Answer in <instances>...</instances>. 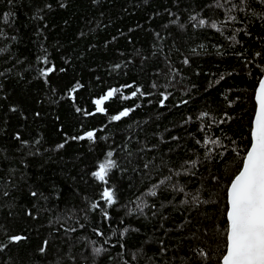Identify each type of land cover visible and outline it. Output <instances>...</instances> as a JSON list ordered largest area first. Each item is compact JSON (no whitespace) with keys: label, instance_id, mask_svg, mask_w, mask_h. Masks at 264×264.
<instances>
[{"label":"trees","instance_id":"trees-1","mask_svg":"<svg viewBox=\"0 0 264 264\" xmlns=\"http://www.w3.org/2000/svg\"><path fill=\"white\" fill-rule=\"evenodd\" d=\"M263 75L264 0H0V264H220Z\"/></svg>","mask_w":264,"mask_h":264},{"label":"snow or ice","instance_id":"snow-or-ice-1","mask_svg":"<svg viewBox=\"0 0 264 264\" xmlns=\"http://www.w3.org/2000/svg\"><path fill=\"white\" fill-rule=\"evenodd\" d=\"M217 6L223 7L221 4ZM192 19L195 20L196 17H192ZM229 19L235 20V17H229ZM206 23L207 21L203 19L199 21L201 26ZM211 27L217 28V24L213 22ZM257 55L260 54L257 53ZM53 70V68H48L42 75H47ZM120 91L118 88H111L106 94L95 99V111L105 113V102ZM138 92H140L139 88L132 92L131 96H136ZM122 98L125 100L130 99L129 96H123ZM164 99H167V97L165 96ZM255 101L256 109L251 128L250 147L247 148L246 155L243 157L242 167L227 187V227L224 230L225 244L220 264H264V76L259 79L258 86L255 89ZM160 103L163 104L164 100H161ZM77 111H80V109L78 108ZM131 111L132 109L125 108L118 114L112 115L110 120L119 121L121 118L127 117ZM88 114L91 115L92 113ZM207 115V113H201V117ZM85 138L93 140L95 138L94 131H88L83 136L75 139L83 140ZM204 143L205 145L209 143L218 145L219 141L205 138ZM59 147H63V145ZM112 155V152H108V158L98 165L96 171L92 172V176L97 180L106 182L109 171L116 167V162L111 159ZM191 163L195 164V161ZM180 191H183V189H180ZM149 195L155 196L156 192L150 191ZM102 198L109 206L115 203L114 194L110 188L106 187L104 189ZM96 206L93 205V207ZM10 239L11 241H19L22 237L13 236ZM101 251V248L94 249L97 254ZM199 254L205 258L208 256V253L203 250H200Z\"/></svg>","mask_w":264,"mask_h":264},{"label":"water","instance_id":"water-1","mask_svg":"<svg viewBox=\"0 0 264 264\" xmlns=\"http://www.w3.org/2000/svg\"><path fill=\"white\" fill-rule=\"evenodd\" d=\"M264 76V75H263Z\"/></svg>","mask_w":264,"mask_h":264}]
</instances>
